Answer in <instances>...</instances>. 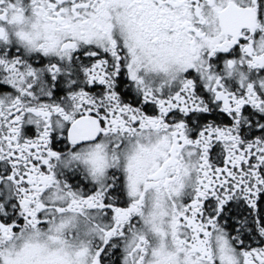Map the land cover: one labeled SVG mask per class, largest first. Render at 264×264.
I'll list each match as a JSON object with an SVG mask.
<instances>
[{
    "label": "snow or ice",
    "instance_id": "1",
    "mask_svg": "<svg viewBox=\"0 0 264 264\" xmlns=\"http://www.w3.org/2000/svg\"><path fill=\"white\" fill-rule=\"evenodd\" d=\"M0 264H264V0H0Z\"/></svg>",
    "mask_w": 264,
    "mask_h": 264
}]
</instances>
